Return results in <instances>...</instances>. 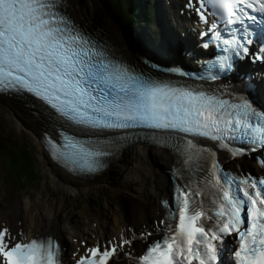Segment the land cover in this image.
<instances>
[{"label":"snow or ice","instance_id":"obj_1","mask_svg":"<svg viewBox=\"0 0 264 264\" xmlns=\"http://www.w3.org/2000/svg\"><path fill=\"white\" fill-rule=\"evenodd\" d=\"M70 8L71 0H0V94L32 98L46 120L42 143L75 176L102 171L140 132L175 157L159 236L129 228L102 246L82 241L76 264H116L121 254L130 264H225L227 237L228 264H264V108L250 98L251 76L231 81L237 60L264 62V0H186L205 26L201 46L217 51L196 72L145 60L160 76L86 32ZM219 152L254 154L261 175L233 173ZM136 241L144 248L134 255L126 246ZM0 264L63 261L54 238L28 241L4 227Z\"/></svg>","mask_w":264,"mask_h":264},{"label":"bare ground","instance_id":"obj_2","mask_svg":"<svg viewBox=\"0 0 264 264\" xmlns=\"http://www.w3.org/2000/svg\"><path fill=\"white\" fill-rule=\"evenodd\" d=\"M99 4V6H98ZM71 11L72 14L80 21L86 22L88 24L101 25L102 22V9L103 6L101 3L94 4L91 8H86L81 4V0H71ZM103 26L106 29V33L120 46L124 47L122 42L119 39L117 30L111 20L105 18L103 22ZM0 108L1 111L6 110L7 108H11L14 113H10L12 117L10 120L8 119V123L12 128L9 131L12 134L19 133L22 137H27L25 134L34 135L33 138L39 146L40 156H41V164L44 168L50 170L54 185L60 187L65 190H75V191H84L87 188H94L101 184H107L106 180L108 178L107 175L103 174L101 177H97L94 180L90 181H82L76 180L71 176L64 173L62 170L56 168L49 160L47 153L44 151L41 145V131L45 123L38 117H34L31 113L30 108L25 105V102L19 99H11L0 96ZM8 113V111H5ZM1 115V114H0ZM26 120L28 126L23 125V121H20L19 118H23ZM8 127V126H7ZM9 132V133H10ZM145 152V151H144ZM152 156H155L157 160L162 164L168 166L170 164V159L166 153L156 151L154 154L150 152ZM130 159L132 160V164H130V173H131V182L134 184H130L127 181H113L112 186L116 190L115 196L120 198V194L117 193L120 189H126L125 187H131L134 195L138 199H142L143 204L140 209H138L131 216H126L123 211L115 213L114 221L112 224V231L109 237H103L108 240L113 238L119 240L121 233L129 235L128 229L131 228L134 231H137V234L147 230L151 232H155L157 230V223L161 220V210L158 205L159 199L164 196V183L160 177L154 176V173L149 170L147 166V162L145 160V154L140 152L139 148L136 150H131L129 152ZM120 172H129V169L123 167ZM47 171V170H46ZM25 209L17 206L16 209H11L9 211L0 209V226L2 228L6 227L9 230L14 232V235L17 233H23L24 238L29 239L32 235H39L45 232H51L53 235L60 236L61 239L67 238L69 236H75L78 232L77 228H66L64 226H60L58 224L50 222L49 212L46 209L38 210L37 213H34L30 208L26 209V204L23 205ZM46 206V204H45ZM23 210V211H21ZM40 211V217H38V212ZM21 220H24L22 222ZM46 220V221H45ZM101 236H105L102 232L98 231L94 238L90 239L89 236L79 234L76 237L71 238L70 243L68 244V248L66 253H64L65 261L69 264L76 262L79 256L84 252V247L81 242L83 241L88 246H96L98 242V238ZM76 240L73 243V240ZM106 240H102V245H104ZM138 243H143V241L134 242L131 247L132 250H137Z\"/></svg>","mask_w":264,"mask_h":264},{"label":"rangeland","instance_id":"obj_3","mask_svg":"<svg viewBox=\"0 0 264 264\" xmlns=\"http://www.w3.org/2000/svg\"><path fill=\"white\" fill-rule=\"evenodd\" d=\"M99 0H81V4L86 8H91L94 4L96 5ZM99 6V4H98ZM0 108H2L0 106ZM8 111L9 114H7ZM10 113H14L11 108H7L4 111L0 110V142L1 140H15L22 142L30 154L33 156V166L37 170L38 175H40V181L38 186L34 190H31L32 187L26 189L16 188L13 185H10L11 181L8 179V175L2 174L3 166L0 163V200L2 202V208L5 210H10L12 205L14 206L18 200L22 201V204L25 203L27 208L38 210L47 205H50L49 210H51L52 220L61 223L63 220H66L67 223L72 226L76 223L86 224V231L88 234H94L99 230L100 226L110 230L111 221H112V210H122L128 215L130 214L133 207L137 205L135 202L137 199H113L112 190H89L87 192L79 193L77 196H71L69 193L57 188L54 185L52 176L49 171H46L40 162L39 151L36 143L26 137H22L19 133L12 134L9 131L12 129L8 123V119H11ZM20 121H23L24 126H28L23 118H19ZM8 126V127H7ZM10 132V133H9ZM25 136H28L25 134ZM5 173L10 174L11 180H16V175L18 171L11 173V170H6ZM20 173V171H19ZM28 176V173L26 172ZM12 176V177H11ZM7 178L6 181L4 180ZM120 179V178H119ZM13 184V183H12ZM36 184V183H35ZM19 184L17 183V186ZM130 192H125V196H130ZM28 195H31L29 198ZM68 195V196H67ZM123 196V195H122ZM44 204V205H43ZM44 210V209H43Z\"/></svg>","mask_w":264,"mask_h":264}]
</instances>
